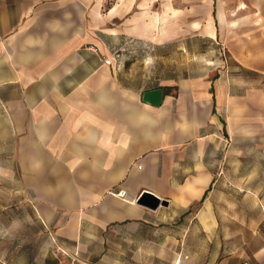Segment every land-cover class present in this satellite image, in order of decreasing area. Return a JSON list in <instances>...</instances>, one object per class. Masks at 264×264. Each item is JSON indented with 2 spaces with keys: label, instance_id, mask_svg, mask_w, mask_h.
<instances>
[{
  "label": "crops",
  "instance_id": "0c3cea01",
  "mask_svg": "<svg viewBox=\"0 0 264 264\" xmlns=\"http://www.w3.org/2000/svg\"><path fill=\"white\" fill-rule=\"evenodd\" d=\"M159 1L166 10L171 0H118L114 14L106 0H0V176L19 179L41 224L74 255L191 206L207 224L217 135L208 128L224 125L226 105L229 136L252 139L264 160V0L252 10L259 29H229L227 94L203 77L152 84L114 56L126 36L152 29H141L145 13L128 28L111 23ZM203 33L213 36L210 22ZM157 88L160 106L142 100ZM143 193L168 205L139 206Z\"/></svg>",
  "mask_w": 264,
  "mask_h": 264
},
{
  "label": "rangeland",
  "instance_id": "374dc122",
  "mask_svg": "<svg viewBox=\"0 0 264 264\" xmlns=\"http://www.w3.org/2000/svg\"><path fill=\"white\" fill-rule=\"evenodd\" d=\"M257 1L171 0L166 10L159 1L149 3L147 11L121 2L134 12L112 26L128 28L136 14L145 13L141 29H152V35L126 36L124 45L115 46L114 56L133 61L131 72L150 76L152 84L203 77L217 80L227 94L229 73L235 69L229 29H259L252 19ZM117 5L118 0H106L105 7L113 6L115 14ZM207 22L213 36L203 33ZM219 113L224 125L208 128L217 135L214 181L205 198L211 205L207 224L198 223L196 207L191 206L182 216L167 214L138 235L100 246L93 256H78L41 224L19 179L0 176V264H264V160L252 139L236 143L229 136L227 105Z\"/></svg>",
  "mask_w": 264,
  "mask_h": 264
},
{
  "label": "water",
  "instance_id": "95a60500",
  "mask_svg": "<svg viewBox=\"0 0 264 264\" xmlns=\"http://www.w3.org/2000/svg\"><path fill=\"white\" fill-rule=\"evenodd\" d=\"M162 97L163 90L161 88H157L143 93L142 100L152 106L158 107L162 103ZM136 204L150 211H156L158 208L166 207L168 205L166 201L161 200L150 193H143L136 201Z\"/></svg>",
  "mask_w": 264,
  "mask_h": 264
},
{
  "label": "built area",
  "instance_id": "2783aa9c",
  "mask_svg": "<svg viewBox=\"0 0 264 264\" xmlns=\"http://www.w3.org/2000/svg\"><path fill=\"white\" fill-rule=\"evenodd\" d=\"M88 50L90 51V52H93V53H96L97 52V49L95 48V47H93V46H90L89 48H88ZM118 197H120V198H124V196H125V192L124 191H119V192H117V194H116Z\"/></svg>",
  "mask_w": 264,
  "mask_h": 264
}]
</instances>
